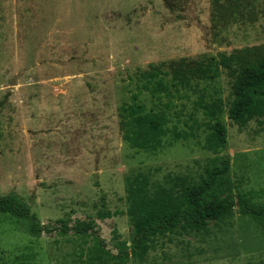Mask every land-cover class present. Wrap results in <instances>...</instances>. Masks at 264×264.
<instances>
[{"label": "rangeland", "instance_id": "374dc122", "mask_svg": "<svg viewBox=\"0 0 264 264\" xmlns=\"http://www.w3.org/2000/svg\"><path fill=\"white\" fill-rule=\"evenodd\" d=\"M217 6L212 0H0V197L16 195L42 225L91 217L106 244L114 230L128 240L126 178L150 173L151 184L165 185L168 176L201 173L214 155L203 148L208 121L195 103L221 100L225 113L230 93L221 68L214 80H194L170 99L139 92L140 75L152 66L167 71L170 62L216 61L218 53L264 44V0ZM134 93L146 112L170 103L171 131L189 134L194 121L199 130L186 141L170 133L156 153L129 148L119 110ZM220 119L227 147L219 154L230 159L231 182L264 203V120L239 129L226 114ZM101 204L117 215L98 220ZM78 242L55 232L33 238L19 219L0 216V264H70ZM143 264H264V235L251 217L236 214L206 235L157 240Z\"/></svg>", "mask_w": 264, "mask_h": 264}, {"label": "trees", "instance_id": "16d2710c", "mask_svg": "<svg viewBox=\"0 0 264 264\" xmlns=\"http://www.w3.org/2000/svg\"><path fill=\"white\" fill-rule=\"evenodd\" d=\"M212 2L219 8V0ZM167 68L164 71L161 64L142 73L139 80L144 83L138 91L158 99L159 96L170 99L172 92L190 88L194 80H214L221 68L229 79V101L225 113L221 100L195 103L208 121L205 127L209 133L203 148L214 155L196 177L168 176L165 185L151 184L150 173H132L126 178L128 240H119L114 230L111 245L106 244L95 230L96 222L91 217L83 221L66 217L42 225L28 206L13 194L0 197V216L10 214L19 219L25 231L36 239L53 232L63 237L74 236L79 241V251L72 253L70 264H128L131 260L143 264L157 240L167 239L171 243L175 237L206 235L211 225H224L236 214L251 217L264 235V203L254 202L252 192L239 191L230 180L229 157L219 154L227 147V130L220 119L223 114L239 129L246 128L252 121L261 125L264 120V44L234 50L230 54L218 53L216 61L182 59L170 62ZM166 77L170 78L169 83ZM137 99L138 94L134 93L131 104H123L119 110L122 138L131 149L156 153L170 133L174 140L186 141L200 128L194 121L189 134L178 133L174 127L171 131L167 127L170 103L164 104L158 112H146ZM115 215L117 213L105 210L102 204L96 213L100 221Z\"/></svg>", "mask_w": 264, "mask_h": 264}]
</instances>
